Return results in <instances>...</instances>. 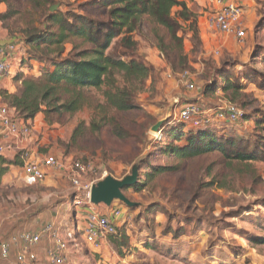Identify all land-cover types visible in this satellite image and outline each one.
<instances>
[{"label": "rangeland", "instance_id": "374dc122", "mask_svg": "<svg viewBox=\"0 0 264 264\" xmlns=\"http://www.w3.org/2000/svg\"><path fill=\"white\" fill-rule=\"evenodd\" d=\"M0 1L4 2V13L13 14L0 20L2 29L9 34L22 39L21 33L32 23L36 27L46 24L38 15L34 0ZM55 1L48 5L49 11L56 6L52 12H73L105 20V11L97 5L89 6L90 0ZM251 5V13L243 14L245 37L241 42L218 33L203 20L198 29L199 43L188 24L182 25L178 33L181 54L160 51L158 38L164 33L153 35L148 23L132 35L133 49H125L120 39L114 40L107 55L128 61L135 54L155 68V75L134 101L137 108L109 116L130 138L117 139L108 125L97 134L87 129L91 119L100 122L97 105L102 99L95 91L88 93L91 106L74 116H64L59 125L48 127L40 122L38 140L42 144L34 157L53 156L67 168L62 172L49 171L45 180L35 183L24 181L20 170L13 185L5 181L0 184V237L24 231L37 233L52 224L68 246L73 245V238H81L88 210L99 214L105 210L102 204L92 207L85 193L72 185L75 171L71 165L77 162L86 167L80 175L83 185L107 176L122 180L133 170L140 181L137 191L124 192L135 208L129 209L119 201L112 204L124 210L117 229L127 239H118V233L117 239L108 238L114 245L123 240V246L118 250L113 245L108 257L102 259L80 240L85 257L81 264H264V243H259L264 238V163L231 168L217 153L177 161L162 152L169 138L159 139L151 132L157 123L174 124L185 103H196L201 110L210 111L208 115L227 103L246 113L256 109L264 112V91L258 86L264 82V0H252ZM243 7L249 6L244 3ZM191 10L196 14V7ZM209 17H213V12ZM168 42L165 36V43ZM66 50H70V45ZM183 72H187L193 90H188L178 77ZM225 78L239 87L238 94L225 93ZM211 122L215 131L235 137L251 134L254 127L251 120L240 119L235 124ZM81 123L84 127L80 129ZM193 129L185 126L186 133ZM151 166H167L173 171L148 177ZM75 227L78 234H74Z\"/></svg>", "mask_w": 264, "mask_h": 264}, {"label": "trees", "instance_id": "16d2710c", "mask_svg": "<svg viewBox=\"0 0 264 264\" xmlns=\"http://www.w3.org/2000/svg\"><path fill=\"white\" fill-rule=\"evenodd\" d=\"M55 2L33 1L39 17L46 24L41 23V27H36L32 23L21 35L28 60L41 64L40 75H18L16 80L20 81V87L17 92H1L4 106L13 110L17 117L28 122L31 127L35 117L42 114L44 123L51 127L59 125L64 116H74L91 106L88 93L95 91L102 99L97 105L100 122L91 119L87 129L97 134L108 125L113 136L122 141L128 140L129 134L124 133L115 119L109 116L129 113L137 108L134 101L143 92L147 80L155 75V68L135 54L128 61H122L106 52L116 39H120L125 49H133L135 42L132 35L148 23L153 35L164 33L162 38H158L160 51H177L181 54L182 40L178 33L183 24H188L193 38L197 43L200 42L197 15L185 3L177 0H90L87 3L89 6L97 5L105 11V20H95L73 12H50L47 7ZM174 9H177L175 14ZM9 15L13 14H1L0 20L8 19ZM165 36L168 43H165ZM67 45H70L69 51L66 50ZM86 46L87 49L84 48ZM224 82L225 93H239V87L230 79L225 78ZM258 86L264 91V82ZM241 119L253 122L251 134L230 136L224 131H215L210 121L186 133L184 124L169 123L160 129L161 139L169 138L162 152L177 161L217 153L225 165L231 168L235 165L264 163V112L258 109L251 113L242 112ZM82 127L84 123H81L80 129ZM76 132L77 128L74 134ZM1 157L0 164L21 166L19 159H15L17 163H10ZM151 167L152 172L147 173L148 177L173 171L167 166ZM4 170L0 169V177ZM138 185L140 181L137 180L133 187L125 191H137ZM117 233L118 239L120 236L127 239L125 233L122 231L119 234L117 228L116 235L110 238L117 239ZM259 243H264V238ZM123 244L121 240L115 246L119 250Z\"/></svg>", "mask_w": 264, "mask_h": 264}, {"label": "built area", "instance_id": "2783aa9c", "mask_svg": "<svg viewBox=\"0 0 264 264\" xmlns=\"http://www.w3.org/2000/svg\"><path fill=\"white\" fill-rule=\"evenodd\" d=\"M218 6L213 13L210 26L215 31L226 37H234L241 42L245 37L243 27V9L240 5L224 0H216ZM10 65L0 59V77L8 74ZM187 72L178 74V77L184 82L188 90H193L194 86L187 81ZM210 111H203L196 103H185L181 106L174 121L182 123L185 126L197 128L208 121H221L227 124H235L242 117V111L232 103H227L224 107L218 108L213 115H208ZM32 127L4 105H0V156L7 150H13L16 157L21 161V171L24 175V181L29 183L41 182L45 180L49 171L62 172L66 170V165L58 161L53 156H46L41 159L32 156L25 148L21 147L19 141L30 136ZM161 139V133H157ZM75 174L72 175V185L75 189H80L85 193L89 201L90 190L97 180L88 184H81L80 175L85 173L86 167L77 162L71 165ZM88 168V167H87ZM120 215L118 210L112 212L113 217ZM75 232L79 229L75 227ZM85 238L98 247L100 240L116 235V227L107 216L101 215L95 211L88 212L85 225L82 229ZM47 237L52 245L47 251L48 264H65L68 243L61 237L58 230L52 225L44 226L39 232H21L11 238V242L0 241V260L2 264H8L10 246L19 248L15 255L13 264H39L35 249L40 245L42 237Z\"/></svg>", "mask_w": 264, "mask_h": 264}, {"label": "crops", "instance_id": "0c3cea01", "mask_svg": "<svg viewBox=\"0 0 264 264\" xmlns=\"http://www.w3.org/2000/svg\"><path fill=\"white\" fill-rule=\"evenodd\" d=\"M179 2H183L186 4V6L191 9L193 6L196 7V15H197V25L198 29L202 28L200 21H205L206 26H210V17L207 18V15L210 12H215L218 8L216 4V0H177ZM225 2H233L237 5H240L243 9V14L246 13V11H249L251 13L250 7H252L251 2L252 0H224ZM244 3L246 7L244 9L243 5ZM3 4L0 3V15L5 12L4 8L2 7ZM205 10H208V14L205 13ZM203 26V25H202ZM27 55V48L25 47L23 40L13 34H9L5 29H2L0 25V59L4 60L10 65V70L7 75L0 77V105H4L2 98H1V92L5 91L8 94H14L17 92L18 88L20 87V81L16 80V77L18 75L20 76H32V77H39L40 75V67L41 64L38 62H35L33 60H28ZM11 110V109H10ZM14 113L13 110H11ZM44 123L42 114H38L35 119L32 121V132L28 137H24L19 141V144L21 147L25 148L32 156H34L36 149L42 144L39 140V126L40 124ZM50 127V126H48ZM6 162L15 163L18 158L16 157L13 150H7L2 157ZM16 159V160H15ZM17 163V162H16ZM0 169H5L4 173L0 177V184L5 181L8 182L10 185H13L15 182V176L17 178V172L21 170V166L19 164H0ZM49 173V172H48ZM24 179V178H23ZM46 179V178H45ZM113 204V203H112ZM101 205V204H100ZM100 205H93L94 206H100ZM104 207L105 213L101 214L104 216H107L111 219L115 227L117 228L118 223L122 220V218L125 216L124 210L121 207H116L115 205H112L109 209V207ZM114 210H118L120 212V215L117 217L112 216V212ZM89 212L93 211L92 209L88 210ZM87 217V216H86ZM85 225V224H84ZM82 226V229L84 227ZM81 229V234H82ZM21 233V232H20ZM78 234V232H75L74 234ZM4 234V233H3ZM17 233L16 235H18ZM83 235V234H82ZM74 236V235H73ZM76 236V235H75ZM12 236H7L4 234L0 237V241H5L10 243ZM82 238V239H81ZM81 238H73L71 242L73 245H69L67 253H66V263L65 264H81L80 261L82 260L83 254L81 253L80 249V242L82 244H85L86 248H89L90 251L92 250L93 254L95 256H98L102 259H105L108 257V251L111 250V247L114 244H111L110 238H103L100 240L99 246L94 247L93 243L85 238V236H81ZM42 239H45L42 241ZM40 245L35 249V252L38 256L39 264H48L47 263V251L51 248V241L45 236L42 237ZM48 240V244H47ZM81 240V241H80ZM79 242V244H78ZM114 247H116L114 245ZM48 248L46 251V254H44V250ZM19 248L16 246H10V253H9V259L8 264H13L15 255L18 253ZM3 262L0 260V264ZM104 264V263H103Z\"/></svg>", "mask_w": 264, "mask_h": 264}, {"label": "water", "instance_id": "95a60500", "mask_svg": "<svg viewBox=\"0 0 264 264\" xmlns=\"http://www.w3.org/2000/svg\"><path fill=\"white\" fill-rule=\"evenodd\" d=\"M56 6L51 8V12ZM163 124L157 123L151 128V132L157 134ZM137 182V173L132 171L131 175L126 176L122 180H116L111 176H107L92 186L90 190L89 202L93 205H104L110 207L113 202L119 201L128 208H135L136 205L130 202L123 194L127 189L133 187Z\"/></svg>", "mask_w": 264, "mask_h": 264}]
</instances>
